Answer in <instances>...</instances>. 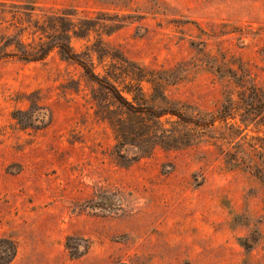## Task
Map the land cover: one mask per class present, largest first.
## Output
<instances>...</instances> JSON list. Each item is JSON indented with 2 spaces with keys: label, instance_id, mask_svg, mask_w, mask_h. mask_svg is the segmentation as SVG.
<instances>
[{
  "label": "rangeland",
  "instance_id": "1",
  "mask_svg": "<svg viewBox=\"0 0 264 264\" xmlns=\"http://www.w3.org/2000/svg\"><path fill=\"white\" fill-rule=\"evenodd\" d=\"M0 264H264V0H0Z\"/></svg>",
  "mask_w": 264,
  "mask_h": 264
}]
</instances>
